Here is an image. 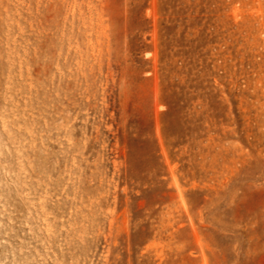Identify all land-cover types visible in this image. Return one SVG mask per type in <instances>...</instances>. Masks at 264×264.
<instances>
[{
	"label": "rangeland",
	"instance_id": "obj_1",
	"mask_svg": "<svg viewBox=\"0 0 264 264\" xmlns=\"http://www.w3.org/2000/svg\"><path fill=\"white\" fill-rule=\"evenodd\" d=\"M0 264H264V0H0Z\"/></svg>",
	"mask_w": 264,
	"mask_h": 264
}]
</instances>
